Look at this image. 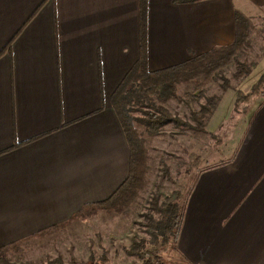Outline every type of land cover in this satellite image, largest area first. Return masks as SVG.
Returning <instances> with one entry per match:
<instances>
[{
    "label": "crops",
    "instance_id": "obj_1",
    "mask_svg": "<svg viewBox=\"0 0 264 264\" xmlns=\"http://www.w3.org/2000/svg\"><path fill=\"white\" fill-rule=\"evenodd\" d=\"M140 1L0 0V250L27 249L128 178L112 96L142 51L155 71L232 45L246 12L236 0H147L143 47ZM263 74L264 54L221 96L210 131ZM247 107L230 156L202 168L189 191L171 243L180 264H264V93Z\"/></svg>",
    "mask_w": 264,
    "mask_h": 264
},
{
    "label": "rangeland",
    "instance_id": "obj_2",
    "mask_svg": "<svg viewBox=\"0 0 264 264\" xmlns=\"http://www.w3.org/2000/svg\"><path fill=\"white\" fill-rule=\"evenodd\" d=\"M236 4L240 8L243 5L246 12L240 13L249 21L250 37L244 47L225 56L223 62L212 68L208 78L202 75L196 80L178 84L176 97L158 99L160 105L189 125L173 122L163 126L159 132H151L144 123L135 121L136 133L146 153L145 167L134 171L140 180L135 198L122 210H99L85 216L77 213L58 229L36 236L27 249L21 246L7 250L8 259L46 264L54 259H62L66 263H87L93 258L95 262H101L100 258L105 257L103 264H135L141 259L126 251L137 235L150 241L147 256L157 253L165 258L167 264H180L174 258L176 253L171 244L162 246L160 242L152 241L155 230L145 213L155 194L162 200L175 190L182 192L179 201L185 213L187 196L200 170L217 165L231 154L227 142L241 120L242 108L232 112L230 121L216 132L208 129L213 113L202 115L204 126L193 119L192 113L199 111L209 98L220 100L226 91L240 87L241 81L254 71L258 58L264 54V0H243L242 4L236 0ZM241 65L247 67L244 76L237 73ZM251 91L252 88L248 92L238 90L237 94H249ZM217 106L218 102L213 111L218 109ZM225 110L221 108L220 113ZM132 113L137 117L143 115L142 110L133 109ZM155 215H158L156 211Z\"/></svg>",
    "mask_w": 264,
    "mask_h": 264
},
{
    "label": "trees",
    "instance_id": "obj_3",
    "mask_svg": "<svg viewBox=\"0 0 264 264\" xmlns=\"http://www.w3.org/2000/svg\"><path fill=\"white\" fill-rule=\"evenodd\" d=\"M198 0H176V2H195ZM147 0H141V39L142 46H145V30L147 26ZM236 40L232 45L218 47L207 53L200 54L193 59L180 64L151 71L148 68L145 50L142 51L140 59L128 72L112 96V105L123 126L126 137L131 148V170L128 178L108 198L92 204H85L78 212V216H85L99 210L114 211L122 210L137 195L139 188V177L134 174L137 168L145 167L146 153L143 149L141 139L136 133L135 121L144 123L151 132L159 130L168 123L187 126L189 123L177 116H174L166 107L158 103V99L176 97V86L183 82L196 80L202 75L208 78L213 72L216 64L223 62L225 56L231 54L234 49L242 48L250 37L248 19L241 13H236ZM226 54V55H225ZM247 67L241 65L237 72L241 76L246 73ZM264 74L254 84L251 93L243 94L238 92L234 111L241 109L245 113L248 109L247 103L252 96L264 93ZM155 96L157 99H155ZM219 98L211 97L208 103L203 105L199 111H194L192 117L198 124L204 126L203 116L213 113ZM241 102V103H240ZM242 104V105H241ZM136 109L143 111L140 117L135 116L132 111ZM203 115V116H202ZM198 160L196 161V163ZM182 192L175 190L165 195L161 200L160 195L155 194L150 201L151 206L145 213L155 234L152 238L154 243H161L162 246H169L178 240L181 231L184 209L180 204ZM155 211L158 215H155ZM149 240L135 236L131 247L126 251L131 256H138L141 261L135 264H167L165 258L157 253L147 256L146 251ZM6 248L0 250V264H36L33 262L12 261L6 256ZM101 262H95L93 258L87 263L71 261L64 262L62 259H54L46 264H103L105 257L100 258Z\"/></svg>",
    "mask_w": 264,
    "mask_h": 264
}]
</instances>
